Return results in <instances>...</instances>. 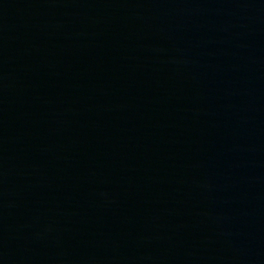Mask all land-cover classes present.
<instances>
[{"label": "water", "instance_id": "obj_1", "mask_svg": "<svg viewBox=\"0 0 264 264\" xmlns=\"http://www.w3.org/2000/svg\"><path fill=\"white\" fill-rule=\"evenodd\" d=\"M0 264H264V0H0Z\"/></svg>", "mask_w": 264, "mask_h": 264}]
</instances>
